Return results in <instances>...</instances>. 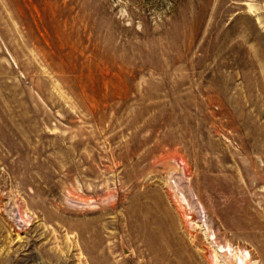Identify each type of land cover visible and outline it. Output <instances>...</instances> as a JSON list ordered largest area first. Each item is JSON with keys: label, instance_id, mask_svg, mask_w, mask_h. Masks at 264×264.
Wrapping results in <instances>:
<instances>
[{"label": "rangeland", "instance_id": "obj_1", "mask_svg": "<svg viewBox=\"0 0 264 264\" xmlns=\"http://www.w3.org/2000/svg\"><path fill=\"white\" fill-rule=\"evenodd\" d=\"M0 264H264V0H0Z\"/></svg>", "mask_w": 264, "mask_h": 264}, {"label": "bare ground", "instance_id": "obj_2", "mask_svg": "<svg viewBox=\"0 0 264 264\" xmlns=\"http://www.w3.org/2000/svg\"><path fill=\"white\" fill-rule=\"evenodd\" d=\"M243 263V262H242Z\"/></svg>", "mask_w": 264, "mask_h": 264}]
</instances>
